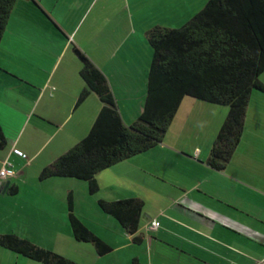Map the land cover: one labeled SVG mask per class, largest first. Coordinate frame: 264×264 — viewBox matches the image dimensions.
<instances>
[{"label":"crops","instance_id":"crops-1","mask_svg":"<svg viewBox=\"0 0 264 264\" xmlns=\"http://www.w3.org/2000/svg\"><path fill=\"white\" fill-rule=\"evenodd\" d=\"M207 1L194 2L191 15ZM94 2L17 0L0 42V125L6 139L0 147V168L6 160L17 167L13 177L1 180L0 211L33 223L36 213L32 215L30 209L37 207V213L48 219L62 199L68 211L69 193L74 199L69 184L75 187L76 181L42 178L41 173L89 132L103 105L94 92L78 103L86 82L74 46L106 74L123 119L131 124L145 103L153 54L148 30L157 24L184 22V11L173 16L175 9L169 8L168 0H103L101 8L112 19L95 23ZM194 104L188 106L192 113L187 119L195 118L205 134L215 125L218 135L222 124L209 114L214 107L205 104L198 112ZM168 131L163 142L96 175L99 189L106 185L118 195L112 200H144L138 231L128 234L107 213L113 218L107 215L110 222L106 220L99 230L90 229L111 250L101 255L93 245L88 254L82 250L85 245L76 248L74 243L79 252L74 259L82 264H255L264 260V92H252L241 140L222 169L209 163L211 149L199 143H169ZM217 135L209 136L211 148ZM13 185L18 187L16 193L10 190ZM24 188L30 191L17 201L22 204H3L20 198L27 192ZM124 191L129 195L121 196ZM152 221H158V226L149 227ZM53 224L48 219L35 226L45 229ZM0 252L14 264H44L18 252L14 255L8 248Z\"/></svg>","mask_w":264,"mask_h":264},{"label":"trees","instance_id":"trees-1","mask_svg":"<svg viewBox=\"0 0 264 264\" xmlns=\"http://www.w3.org/2000/svg\"><path fill=\"white\" fill-rule=\"evenodd\" d=\"M17 0H0V42ZM152 59L147 74L144 108L131 124L124 121L106 74L82 51L86 87L103 105L89 132L52 164L42 178L83 179L89 191L99 190L96 175L110 166L142 153L164 140L187 96L229 106V112L211 148L209 163L222 169L233 156L244 131L252 92H264V0H208L181 26L157 24L147 32ZM0 125V147L5 143ZM18 187L10 190L17 192ZM100 207L118 219L130 235L139 229L144 200L130 197L100 199ZM68 219L74 238L91 242L101 255L111 246L75 213L68 195ZM0 245L44 264H82L41 247L16 233L0 234ZM134 264H141L137 261Z\"/></svg>","mask_w":264,"mask_h":264},{"label":"rangeland","instance_id":"rangeland-1","mask_svg":"<svg viewBox=\"0 0 264 264\" xmlns=\"http://www.w3.org/2000/svg\"><path fill=\"white\" fill-rule=\"evenodd\" d=\"M133 1V0H132ZM194 2H197V0H194ZM192 0H168V6L170 9H175V13L173 16H177V14L180 12L184 11V22L181 21L179 22L177 26H181L184 24L186 21H188L193 15H191L192 12H194L193 5H196L197 3H194ZM171 4V5H170ZM103 5V0H95L94 2V8L92 9V19L94 20L95 23L104 21V20H110V17L112 15H107L105 11L102 10L101 6ZM128 5V3L126 4ZM200 6V5H197ZM202 6V5H201ZM153 12V11H152ZM134 13V12H133ZM147 14V12H145ZM147 18L148 16H145L144 13L141 15ZM100 18V19H99ZM98 29V26L96 27ZM101 29V26H99ZM99 30V29H98ZM100 31V30H99ZM262 78L264 79V73L262 74ZM138 101V100H137ZM191 101L192 103L194 102V106L197 107V111L199 112L201 109V106H204L205 104L211 105L214 107L213 111L211 110L209 114L214 116L215 121L219 118V124H223L224 120L226 119L228 112H229V106L224 105V104H215L211 102H207L204 100H200L191 96H187L185 101H183L182 105L180 106V109L178 110V113L176 115V118L173 122V124L170 126L169 131H168V136H167V141L172 144H177V145H194V143H199V145L203 147H207V150H210L211 147L209 145L210 139L209 136L211 134L217 135L216 131V126L208 129L209 132L205 134L203 131L206 129L202 128V124H196L195 123V118L187 119L188 114L192 113V110L189 109L188 106H191ZM197 105V106H196ZM203 108V107H202ZM200 109V110H199ZM198 112L195 114L197 115ZM201 112H208V111H202ZM200 112V113H201ZM218 125V124H217ZM219 125V126H220ZM187 127L192 128L190 132H193V135L191 137H186V134L188 135L190 132L187 133ZM184 131L186 133L184 134ZM200 135V136H198ZM163 142V141H162ZM186 143V144H185ZM17 169V167L15 166ZM15 169V170H16ZM17 172V171H16ZM61 179H68V180H74L76 181L75 187H72V183L69 184L71 188L74 190V210L75 213L84 221V223L90 228H94L95 230H99L101 225H104L106 223L105 219L107 215L113 219L112 216L107 214L99 205L98 200L100 198L112 200L118 195L116 193H113L110 189H107L106 185H102L101 189H99L95 193H91L89 191V184L87 181L83 179H78V178H61ZM25 191L23 194L20 196V198H11L12 200H9L7 204L11 207H15L16 204H22L21 202L18 203L19 201H22L26 196H28V192L30 191L28 188H24ZM122 195L124 196L129 195V191L126 192H121ZM120 193V194H121ZM32 194V192H30ZM34 194V193H33ZM63 196L64 192H63ZM18 201V202H17ZM40 206L43 204V202H39ZM36 205V203H35ZM45 206L46 203L44 204ZM42 207V206H41ZM50 211V210H49ZM32 215H34L35 218V223L31 222V219L19 216L18 214H9L5 210L1 209L0 211V234H5V233H16L21 237L28 238L35 244L48 248L52 251L58 252L60 254H63L73 260L74 258H79V252L73 248V244L76 243V248L77 245H85L83 246L84 248L82 249L83 251L85 250L88 254H90L91 251H93L92 248H94L93 244L91 242H86V241H78V240H73V236L71 235V227L68 219V211H67V205L64 200L61 199V201L57 204L54 205L53 211H50L49 213L52 214L51 217H49V220H53V226L52 228H45L41 229L38 228L35 225L42 224L43 222H47L48 219L47 217H41L39 215L37 207L34 209H30L28 211ZM110 222V220H107ZM70 230V233H69ZM76 241V242H74ZM78 243V244H77ZM5 248V247H4ZM3 246L0 245V249H4ZM14 255L17 252H12ZM84 254V253H83ZM22 255V254H21ZM24 256V255H23ZM26 257V256H25ZM28 258V257H27ZM10 258H6L5 255H3L0 252V264H14L12 260L9 262L7 261ZM31 260V259H30ZM85 260V259H82ZM88 262V261H87Z\"/></svg>","mask_w":264,"mask_h":264},{"label":"built area","instance_id":"built-area-1","mask_svg":"<svg viewBox=\"0 0 264 264\" xmlns=\"http://www.w3.org/2000/svg\"><path fill=\"white\" fill-rule=\"evenodd\" d=\"M16 174V170L13 168L11 161L6 160L5 165L0 168V185L2 179L13 177ZM158 221H152L149 227L154 228L158 226ZM255 264H264V260H258Z\"/></svg>","mask_w":264,"mask_h":264}]
</instances>
